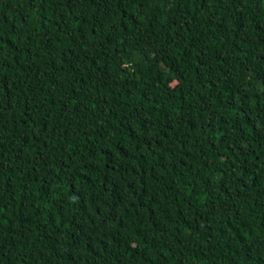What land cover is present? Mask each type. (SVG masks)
Wrapping results in <instances>:
<instances>
[{"label": "trees", "instance_id": "16d2710c", "mask_svg": "<svg viewBox=\"0 0 264 264\" xmlns=\"http://www.w3.org/2000/svg\"><path fill=\"white\" fill-rule=\"evenodd\" d=\"M0 264H264V0H0Z\"/></svg>", "mask_w": 264, "mask_h": 264}, {"label": "rangeland", "instance_id": "374dc122", "mask_svg": "<svg viewBox=\"0 0 264 264\" xmlns=\"http://www.w3.org/2000/svg\"><path fill=\"white\" fill-rule=\"evenodd\" d=\"M169 80H170V84H171L172 86L175 85L176 82H175V80H174L173 78H170Z\"/></svg>", "mask_w": 264, "mask_h": 264}]
</instances>
